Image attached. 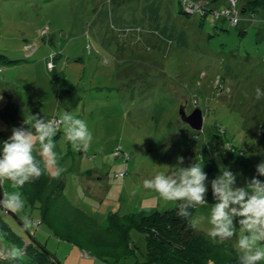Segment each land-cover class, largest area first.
<instances>
[{
  "label": "rangeland",
  "instance_id": "rangeland-1",
  "mask_svg": "<svg viewBox=\"0 0 264 264\" xmlns=\"http://www.w3.org/2000/svg\"><path fill=\"white\" fill-rule=\"evenodd\" d=\"M182 1L0 0V132L27 127L30 114L50 119L67 111L83 119L93 137L85 153L59 131L55 151L66 171L58 179L45 172L19 189L23 211L0 208L23 246L34 234L59 264H136L148 246L135 226L128 228L132 250L125 257L102 251L101 241L110 214L177 206L144 188L145 179L175 170L177 157H183L179 166L201 163L203 170L212 161L217 173L207 174L209 181L223 168L236 174L237 186L256 175L264 161V95L255 99L257 88L264 92V7L202 0L203 19L199 11L181 13ZM233 11L235 24L225 14ZM196 108L200 130L180 116L181 109L188 115ZM43 177L48 188L64 181L62 198L75 210L69 222L83 225L74 233H58L43 219L34 193L46 186ZM0 188L13 190L9 182ZM212 203L193 215H207ZM77 212L96 226L86 229L91 225L76 221ZM25 216L31 227H24ZM197 230L206 235V227ZM8 239L0 229V264H35ZM235 241L224 244L236 251ZM14 247L22 249L18 260L8 255ZM228 255L218 254L217 264H227Z\"/></svg>",
  "mask_w": 264,
  "mask_h": 264
},
{
  "label": "clouds",
  "instance_id": "clouds-1",
  "mask_svg": "<svg viewBox=\"0 0 264 264\" xmlns=\"http://www.w3.org/2000/svg\"><path fill=\"white\" fill-rule=\"evenodd\" d=\"M262 95L264 92L257 88L255 99ZM25 124L27 127H13L7 139L0 141V184L9 182L13 189L0 193V208L5 212L23 211L25 200L19 189L25 184L45 172L58 179L66 171L59 163L62 154L55 151L54 138L59 131H63L76 151L87 153L93 139L87 123L67 111L50 119L30 114ZM182 164L183 157H177L175 170L156 173L143 181V187L156 192L160 199L177 202L176 215L192 229L206 227V235L213 243L223 244L236 237L238 264L264 261V181L257 178L264 176V161L256 165V175L243 186H237L236 174L227 168L209 181L203 164L179 166ZM209 183L215 202L207 215L194 216L191 209L208 204ZM23 221L25 228L31 227L32 221L27 216ZM8 255L18 260L23 253L14 247Z\"/></svg>",
  "mask_w": 264,
  "mask_h": 264
},
{
  "label": "trees",
  "instance_id": "trees-1",
  "mask_svg": "<svg viewBox=\"0 0 264 264\" xmlns=\"http://www.w3.org/2000/svg\"><path fill=\"white\" fill-rule=\"evenodd\" d=\"M193 1H198L195 2L197 8H195L194 11L201 12V17L204 19L207 15V3H204V5L200 3L202 0ZM206 1L214 3L218 0ZM246 6L254 10L258 7H264V0H247ZM180 12L189 14L183 7V1L180 3ZM8 61L10 60L5 62ZM7 137V134L0 132V141L7 139ZM204 171L207 174L217 173V169L214 167L212 161H207L205 163ZM43 179L46 182V186H41L34 192L42 201L43 219L58 233H74L76 226L83 225H80L81 222H78L79 225H73L69 222L73 220L70 213L72 208H70L63 200L64 198H62L64 181L55 183L53 187L51 184L48 188L47 182L49 180L45 177H43ZM206 199L209 202H215L211 195V190L208 192ZM61 206H65L66 210L62 211L60 209ZM177 210L178 208L176 206L162 211L155 210L150 213H133L124 215V217L116 213L110 214L107 217V228L104 229L106 233L101 241L102 251L115 256H117L118 253L119 258L130 254L132 248L129 244L128 228L130 226H135L146 238L148 246L144 259L136 261V264H207L209 260L217 264V255H222L224 251L229 254L227 257V264H238V253L236 251L229 248L224 243L214 244L206 238L203 232L190 228L185 219L179 218L176 215ZM190 211L192 214L194 213V209ZM77 213L78 214L74 218L76 221H82L84 218L88 221V224L91 225L94 223L90 218L83 216L80 212ZM95 226L96 224H93L86 229H91ZM0 229L10 241L17 244L24 252H29L33 260L32 262L35 264H59L55 256L46 249L43 244L36 240L34 234H30L29 241L23 246L25 242L20 239V236L13 232L1 218ZM153 229H155V231H153ZM91 241L94 242V240ZM121 246H123L122 249ZM218 263L220 264V262ZM26 264L31 263L28 262Z\"/></svg>",
  "mask_w": 264,
  "mask_h": 264
},
{
  "label": "water",
  "instance_id": "water-1",
  "mask_svg": "<svg viewBox=\"0 0 264 264\" xmlns=\"http://www.w3.org/2000/svg\"><path fill=\"white\" fill-rule=\"evenodd\" d=\"M180 116L184 122H186L192 129L200 130L202 127L203 117L200 109H194L190 114H186L183 109L180 110ZM263 138H264V129H263ZM0 193L1 188H0Z\"/></svg>",
  "mask_w": 264,
  "mask_h": 264
},
{
  "label": "built area",
  "instance_id": "built-area-1",
  "mask_svg": "<svg viewBox=\"0 0 264 264\" xmlns=\"http://www.w3.org/2000/svg\"><path fill=\"white\" fill-rule=\"evenodd\" d=\"M230 1H231V4L234 6L236 3V0H230ZM183 7H184L185 11L192 13L195 10V8H197V5L195 4V2L193 0H183ZM235 11H233V14H231L229 12L225 13L231 19V22L233 24H235L236 20H237ZM49 65L51 66V63H49Z\"/></svg>",
  "mask_w": 264,
  "mask_h": 264
}]
</instances>
